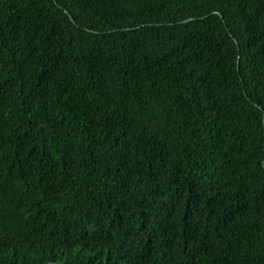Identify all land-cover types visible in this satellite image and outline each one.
Masks as SVG:
<instances>
[{
	"label": "trees",
	"instance_id": "1",
	"mask_svg": "<svg viewBox=\"0 0 264 264\" xmlns=\"http://www.w3.org/2000/svg\"><path fill=\"white\" fill-rule=\"evenodd\" d=\"M0 264H264V0H0Z\"/></svg>",
	"mask_w": 264,
	"mask_h": 264
}]
</instances>
